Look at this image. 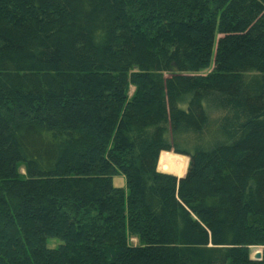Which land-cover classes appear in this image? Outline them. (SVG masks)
I'll list each match as a JSON object with an SVG mask.
<instances>
[{"label":"trees","instance_id":"16d2710c","mask_svg":"<svg viewBox=\"0 0 264 264\" xmlns=\"http://www.w3.org/2000/svg\"><path fill=\"white\" fill-rule=\"evenodd\" d=\"M0 264H264V0H0Z\"/></svg>","mask_w":264,"mask_h":264},{"label":"rangeland","instance_id":"374dc122","mask_svg":"<svg viewBox=\"0 0 264 264\" xmlns=\"http://www.w3.org/2000/svg\"><path fill=\"white\" fill-rule=\"evenodd\" d=\"M132 91L133 90L131 89V92ZM131 92H130V94H131ZM219 117L220 116H218L217 114L216 115L215 114L214 115H210V123L208 124L207 129H206L205 133L203 134V136L200 137L199 140H195V138L193 139V138H190V137H182L181 138L182 142H181L180 146L182 148H186V149L190 150V149H192L193 146H196V145L197 146H201V147H209V146L213 145L214 143L221 141L222 138L215 136L216 125L218 124V123L216 124V122H217ZM168 154L169 155L178 156V157H183L184 159H186L185 171L187 170L188 158L186 156L175 154L173 152H169ZM157 171L158 172H162L161 168H159L158 165H157ZM185 171H184V173H185ZM20 173L23 174V168H20ZM183 174L182 175H177V174L174 173L173 175H174L175 178L178 179L179 177L183 176ZM113 185L116 188L125 187V181H124L123 177L118 176V177L113 178ZM60 244L61 243L58 242L57 240H48L47 241V247L51 248V249L56 248ZM256 252H261V249L260 248H251L250 249V253H251L252 256Z\"/></svg>","mask_w":264,"mask_h":264},{"label":"crops","instance_id":"0c3cea01","mask_svg":"<svg viewBox=\"0 0 264 264\" xmlns=\"http://www.w3.org/2000/svg\"><path fill=\"white\" fill-rule=\"evenodd\" d=\"M177 157H178V156H177ZM179 158H183V157H179ZM175 162L177 163V169H178V171H179V172L182 171V173L180 174V175H182V174L184 173V171H185V167H186V159H184V162L181 161V160H177V161H175ZM160 173H163V172H160ZM164 173H168V174H172V175H173V173H169V172H164ZM185 173H186V171H185ZM185 173L183 174V176L185 175ZM173 176H174V175H173ZM183 176L179 177L178 179L182 178Z\"/></svg>","mask_w":264,"mask_h":264},{"label":"water","instance_id":"95a60500","mask_svg":"<svg viewBox=\"0 0 264 264\" xmlns=\"http://www.w3.org/2000/svg\"><path fill=\"white\" fill-rule=\"evenodd\" d=\"M164 173V172H163ZM168 174V173H165ZM168 175H172V174H168ZM173 176V175H172ZM261 252H256L253 256H252V260L253 261H260L261 260Z\"/></svg>","mask_w":264,"mask_h":264}]
</instances>
